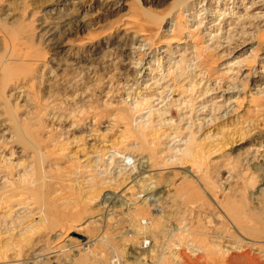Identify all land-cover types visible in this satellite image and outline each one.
<instances>
[{
	"label": "rangeland",
	"instance_id": "1",
	"mask_svg": "<svg viewBox=\"0 0 264 264\" xmlns=\"http://www.w3.org/2000/svg\"><path fill=\"white\" fill-rule=\"evenodd\" d=\"M194 9L205 28L192 33ZM233 14L262 59L261 0H0V154L12 166L0 187V264H264V93L255 80L224 81L222 90H239L226 96L231 112L201 131L166 102L152 127L123 134L137 119L129 105L157 90L138 83L142 68L119 48L160 58L197 47L207 84H217L222 67L251 58L230 55L235 41L206 42L211 22ZM159 60L147 70L155 81L168 73ZM188 65L170 76L168 100L187 92L179 81L195 80ZM192 138L189 156L172 151Z\"/></svg>",
	"mask_w": 264,
	"mask_h": 264
},
{
	"label": "bare ground",
	"instance_id": "2",
	"mask_svg": "<svg viewBox=\"0 0 264 264\" xmlns=\"http://www.w3.org/2000/svg\"><path fill=\"white\" fill-rule=\"evenodd\" d=\"M261 1H264V0H261ZM180 6H182V5H180ZM253 8H255V7H253ZM195 10L196 9L192 10V12L190 14L186 15V16L191 17V19H193V21H191V22H194V20H195V22H200L197 25L198 27L192 33H194L197 29L200 30V29L205 28L204 27L205 22L200 21L201 15L198 12H196ZM255 15L258 16L259 14L257 13ZM224 16L228 17V15H224ZM242 18L243 17H241V16H237V14H233V15H231V17L228 18L229 21L224 22L225 18H223V19L219 18V20L217 22H211L212 23L211 27H213L214 30H212V28H208L205 30V32L203 31V33H205L204 36L207 38L206 42L209 43L208 46L215 45L217 43V41H223V43H226V46H230V45H228V43L231 41H235L236 47L232 48L230 55L243 56V55L247 54V52L250 51V50H248L247 47L250 46L249 44L251 42H254L256 39L254 37H249V35L245 31H242L240 33L235 32L236 22L240 21ZM70 26H71V24H69V23L64 24V26H62V29H59V33H61L62 30L66 29ZM50 31H52V29ZM56 33H57L56 31H53L51 34V37H53V40L56 36ZM193 35H192V37L196 36L195 34H193ZM237 36H239L242 40H240L239 37H237ZM220 39H224V40H220ZM225 40H227V41H225ZM260 40L262 43H264V38H261ZM136 41L138 42V40H136ZM141 43L146 44V41L141 40ZM187 43L188 42H182L181 44H187ZM139 47L127 49V46H122L121 48H119L118 51L121 54H124L125 52L130 53L131 59H130V61L128 60L129 63L135 68L136 67L142 68L143 73L141 72V75L139 78L140 80L138 83L139 84L148 83V84H146L147 85L146 88L150 89V86H151V88L153 87V89L157 90V93L153 97H151L147 100L142 99V100H139L138 102H135L134 104L131 103V105H129V109L131 110V113L133 114V116L136 115L137 119L136 120L131 119L130 121H129V119H127V124L124 125V127H123V134H124V132H126V133H129V135H131L130 134L131 129L135 125L140 126L142 129H148V128L152 127V118L156 115H161L160 113L162 111V107H164L166 102H170L171 106L173 105V106L179 107V110L182 112L181 113L182 121H186L187 123L189 122V125L191 127H196V129L201 131L203 127L212 125V123L214 121L217 122V120H218L217 116H219V115L222 116L223 114H224V116L225 115L227 116L231 112L230 107H232L231 104H233L234 101L227 103V105L224 104L225 101H228L227 100L228 98L226 96H228V94H232V93L234 94V92H239V90L236 87H231V88H227V89L222 90L220 85L224 81H229V83L230 82H236V81H240V82L246 81V82L250 83L251 80L252 81L255 80V86L257 88V94L264 93V57L262 59H259V55H256L257 54L256 49H254V51H250L251 58L248 57V58L241 60L239 57V58L234 59L231 63L222 67L219 70L220 71L219 76L216 77L217 80L219 81L217 84H215V83L207 84V83H209L208 79L210 77V72L208 70H210V69L204 70L200 67V60H198V59L200 57L201 52L198 50L197 47H186L185 46V47L181 48L180 50L176 49V52L174 54H171L169 52L170 48H166L165 50H163L161 52L162 56H164V55L165 56L160 57V58H158V56H156V55H153L152 52L149 54H147L148 52L142 53L141 47L140 48ZM128 48H130V47H128ZM225 48H227V47H225ZM163 58L166 59V62H165L166 65L165 66L163 65V67L161 66V68H163V70L166 69L168 73H167V75L161 76L157 81H155L157 76L148 72L147 71V70H149L148 67L149 66L155 67V68L157 66L160 67L161 60H159V59H163ZM148 59H151V61L149 62L148 67L144 68V66L146 65L144 63ZM259 60H261V61L259 62ZM186 63H190L191 68L193 67V70L196 71V74L195 75L193 74L194 75L193 79H195V80H181V81H179L180 83L181 82H186L185 84L189 83L188 84L189 87L187 88V92H185V94L184 93L180 94L181 96L180 95L179 96L181 98L178 99V98L173 97L174 99H171V101H170V100H168L169 98L165 97V94L167 93V91H169V90L172 91L173 89H175V86L177 85V84L173 85V83H170L172 81L170 79V76L176 75L177 78L182 77L185 73L184 67H185ZM201 65H203L202 62H201ZM190 66H189V68H190ZM258 67H261L263 70L260 71V69ZM135 68H133V69H135ZM157 71H158V69H157ZM159 73H155V74H159ZM161 75H162V73H161ZM189 76H191V75H189ZM167 79H170V80H167ZM195 81H197V82H195ZM214 82H216V81H214ZM144 87H145V84H144ZM196 87H199V88L203 87L204 90L201 92L197 91ZM219 92L222 93V95L219 97L220 99L216 100L218 97L212 98L214 95H216ZM18 94L20 95V98H22L24 96V92H19ZM170 94H172V93H170ZM179 96H177V97H179ZM261 99H263V98L260 97L258 99V101H260ZM0 110H1V102H0ZM57 120H60V118L57 117ZM125 121H126V119H125ZM110 124L111 123H109V125ZM108 126H106L105 128H108ZM112 127H114V126H112ZM17 128H18V126H17ZM22 135L23 134L20 132V137ZM88 139H89V142H95L97 137L95 136V134L89 133ZM176 140L177 139H175V141ZM193 141H195L194 138H192L191 140L186 141V142L180 140L177 148L181 146V148L184 147L183 150H180V149L177 150V148H175L174 150H172V149L171 150L174 151V153L176 151V154L178 153L177 154L178 156H180L181 154L183 155V156L181 155L182 157L189 156L191 154L190 147L193 144ZM33 148L36 151V154L40 153V147L38 145H33ZM179 153H180V155H179ZM122 157H124V156H122ZM121 160H119V161H121ZM99 161H101V160H99ZM8 164H9V159H6L4 155L0 154V187L2 185L6 186V184H7V186H8V184L10 185V183H8V182L11 181L9 178L11 176L10 168H12V166L11 165L8 166ZM134 172H136V171H134ZM139 174H140V176H142L141 173H139ZM130 176H132V175H130ZM87 177L90 178L91 175L90 176L88 175ZM137 178H139V177L137 176ZM256 192L261 193V192H263V190L257 189ZM105 203H107V200L105 201ZM24 204H27V203L19 204L20 210L26 209L25 206H22ZM29 207H31V206H28L27 208L29 209ZM14 208H16V207H14ZM36 208L38 209V207H36ZM18 211H16V213H20ZM44 212H46V211H44ZM15 221L16 220H14V222ZM150 227H152V226H150ZM150 227L149 228L144 227V231H146V233H147L148 230L152 229ZM153 232L157 233V232H159V229L154 228ZM87 244L88 243H86V245ZM252 244H253V248H255V249L258 248L257 245H259V244L255 245L256 243L254 244V242ZM247 258L249 259V263L253 264L252 263L253 260L250 257H247Z\"/></svg>",
	"mask_w": 264,
	"mask_h": 264
},
{
	"label": "built area",
	"instance_id": "3",
	"mask_svg": "<svg viewBox=\"0 0 264 264\" xmlns=\"http://www.w3.org/2000/svg\"><path fill=\"white\" fill-rule=\"evenodd\" d=\"M149 246H150V242L148 240L143 242V247L144 248H148Z\"/></svg>",
	"mask_w": 264,
	"mask_h": 264
}]
</instances>
